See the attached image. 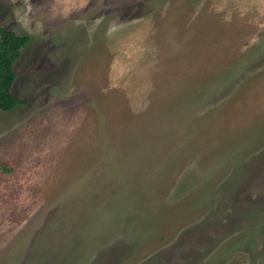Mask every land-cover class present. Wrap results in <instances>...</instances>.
Instances as JSON below:
<instances>
[{
	"label": "rangeland",
	"instance_id": "1",
	"mask_svg": "<svg viewBox=\"0 0 264 264\" xmlns=\"http://www.w3.org/2000/svg\"><path fill=\"white\" fill-rule=\"evenodd\" d=\"M0 2V264H264V0Z\"/></svg>",
	"mask_w": 264,
	"mask_h": 264
},
{
	"label": "trees",
	"instance_id": "2",
	"mask_svg": "<svg viewBox=\"0 0 264 264\" xmlns=\"http://www.w3.org/2000/svg\"><path fill=\"white\" fill-rule=\"evenodd\" d=\"M3 12L4 6L0 2V110L12 111L24 104L14 92L17 80L16 63L30 37L19 35L4 26L1 22Z\"/></svg>",
	"mask_w": 264,
	"mask_h": 264
}]
</instances>
